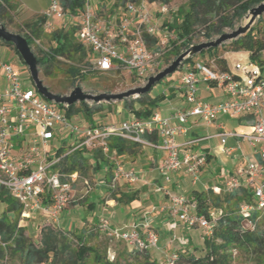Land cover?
Returning <instances> with one entry per match:
<instances>
[{
    "label": "built area",
    "instance_id": "1",
    "mask_svg": "<svg viewBox=\"0 0 264 264\" xmlns=\"http://www.w3.org/2000/svg\"><path fill=\"white\" fill-rule=\"evenodd\" d=\"M154 11L159 18L154 16ZM165 14L167 7L159 0H140L138 3L126 2L116 15L100 19L95 10L90 9L89 0H85L83 11L75 17L78 25L76 37L90 50L93 70H127L143 83L149 73L156 70L155 61L171 50V43L176 40L160 20ZM42 15L46 20L43 25L46 31L52 29L53 21L67 18L60 0H50ZM146 39L154 43L148 44ZM149 45L153 46V51ZM261 57L264 59V52ZM194 67L179 78L185 109H174L167 118L153 113L147 119L97 126L81 125L74 118L68 119L65 115L68 106L58 107L45 101L33 86H24L18 70L3 63L5 87L0 91V187L22 207V216L40 213L48 221L57 223L60 213L70 203L78 202L96 186L78 172L62 174L55 168L75 149L100 150L112 162V177L106 184L109 191L121 182L134 184L139 181L136 172L125 169L116 154L110 152L112 138L163 152L165 157L158 171L164 180L168 182L170 174L183 172L195 184L200 170L206 165V155L181 152L176 136L186 133L190 117L210 126L226 116L245 121L247 131H223L217 135L221 144L224 145L228 138L244 141L259 163H248L229 176L225 188L230 191L242 186L251 187L253 204L240 206V213L244 217L254 210L264 214V63L257 65L247 57L244 61H234L226 71L219 70L213 63L208 66L197 63ZM200 83L222 89L224 101L217 104L202 101L198 97ZM150 134H156L157 140L144 139V135ZM68 136L74 138L71 149L58 155V148L51 143ZM231 152L229 148L224 150L228 156ZM195 207V203L184 196H172L167 209L186 228L197 226L209 237L213 225L203 216H197ZM154 210L163 212L164 208L153 207L151 211ZM147 218L146 214L139 224L119 229L112 227L107 218L100 217L98 230L108 239L122 242L130 249L152 251L157 249L159 238Z\"/></svg>",
    "mask_w": 264,
    "mask_h": 264
},
{
    "label": "trees",
    "instance_id": "2",
    "mask_svg": "<svg viewBox=\"0 0 264 264\" xmlns=\"http://www.w3.org/2000/svg\"><path fill=\"white\" fill-rule=\"evenodd\" d=\"M139 1L115 0L114 6L116 10L122 11L126 2L138 3ZM148 1L154 2L157 0ZM159 1L163 4L167 3V0ZM60 2L67 15L66 19L69 18L72 24L66 26L67 23H64L50 33L53 46L47 52L40 57L32 53L36 58L38 69L42 70L46 75H49V69L60 63L61 60L66 61L68 64L66 72L70 75L74 84L76 77L84 79L87 73L76 64L89 59L90 55V50H86L76 37L78 25L75 17L79 16L83 11L85 0H60ZM261 2H264V0H188L185 5L177 9V14L172 20L163 23V27L172 32L176 39L171 43L169 56L176 58L182 50L189 48L192 45V35L196 31H199L208 42L214 36L221 35L225 28H232L235 21L240 20L249 9ZM13 10L14 7L10 5L9 0H0V24L4 27H6L4 21L7 13ZM45 21V17L42 15L23 25L22 32L24 34L22 36L26 39L30 49L33 41L39 38ZM146 42L148 44L154 43L151 39H146ZM227 45L229 52L247 53L250 62L263 65L264 59H262L261 55L264 52V38L257 36L254 29L230 41ZM0 46L12 50L18 57L17 52L10 43L0 40ZM217 49L218 47L205 50L198 56L203 57L206 55L212 58ZM215 61L219 70L226 71L228 69L225 59L217 58ZM19 62L24 66L20 59ZM190 63L191 59L184 64L189 65ZM197 63L205 66L209 65L203 61H198L195 64ZM195 64H192L189 70H194ZM89 70L106 74L115 73L123 69L114 72H100L93 70L92 66H90ZM163 100V95L150 97L149 93L130 100V102L137 103L140 106L139 110H133L127 103V99L122 100V102L125 103L126 108L133 113L136 119H147L153 114V110L158 103ZM98 105L93 103L90 106L86 102H81L78 106L73 104L67 107L65 115L68 119H73L76 115L82 114L90 125H94L91 122V118L95 113L101 111ZM58 107L62 106L58 105ZM143 137L148 141H156L158 138L156 134L144 135ZM139 148V145L125 143L116 138H112L109 141L110 152L115 151L118 155H135L139 152ZM84 152L89 151L75 149L69 155L64 156L55 168L62 174L81 173L80 170L84 169V165L87 162V159L83 157ZM61 153H63L62 149H58L57 154ZM89 153L92 155L91 159L94 161L98 172H101L102 163L107 165L105 179L106 182H109L112 177V162L100 150H94ZM128 191H121L118 185L109 192V197L117 204L127 205L137 200L138 195L137 191L131 193ZM0 198L2 202L8 203L6 212L0 218V264L6 259L7 255L19 258L21 264H86L88 263V257L91 258L94 264H121V257L117 256L113 261H109L105 254L97 248L86 246L84 238L88 233L84 229L74 234V240H72L66 232H54L48 228L42 230L40 240L38 243H34L30 236L26 235L25 228L18 226L22 207L1 187ZM193 199L196 206V215L203 216L208 222L212 223V233L209 237L204 236L203 238V255L194 256L183 248L185 246H180L181 249L173 254L174 258L171 259V264H232L233 252L253 255L257 260H260L261 264H264V230H261L256 223L260 212L257 210L251 211L247 217L240 213V206L253 204L251 187L242 186L219 195L214 194L212 191H194ZM82 201L80 202L82 203ZM212 210L220 212L216 219L211 216ZM6 213L14 214L11 221L6 219ZM244 222H248L250 227L245 228ZM96 230L99 232L98 223ZM108 241L113 240L108 239ZM125 247L128 255L133 257L132 260L134 262H137L142 256V264H156L155 260L150 258V251L141 252L130 249L126 245Z\"/></svg>",
    "mask_w": 264,
    "mask_h": 264
},
{
    "label": "rangeland",
    "instance_id": "3",
    "mask_svg": "<svg viewBox=\"0 0 264 264\" xmlns=\"http://www.w3.org/2000/svg\"><path fill=\"white\" fill-rule=\"evenodd\" d=\"M50 0H9V3L11 6L14 7V10L12 12L7 13V17L5 18V24H6V30L9 32L23 35V25L26 23H30L35 18L42 16L43 12L46 11ZM188 0H167L166 4H163L161 1V5H165L167 7V14L162 16L160 18L161 22H166L169 19L172 20L177 14V9L180 6H183L186 4ZM115 0H89L90 9L95 10V14L97 18L104 19L107 18L106 16H113L116 15V8L114 6ZM25 3V7L23 6ZM121 12H119L120 14ZM154 16H157L159 18L158 14H155ZM10 18V20H9ZM260 19V21H259ZM66 19L62 20V22L59 23H53V27L50 31H46L42 28V32L38 39L34 40L31 46V50L33 53H35L37 56H41L45 52H47L52 46L53 43L50 39V33L55 29L61 27L64 23H67L66 26H70L72 23L70 19L68 18V21H65ZM70 21V22H69ZM243 19H240L238 21H235L233 23L232 28H225L223 30V33H230L233 30H235L238 26L243 24ZM70 24V25H69ZM68 28V27H67ZM251 29H254L256 31L257 36H262L264 38V14L260 16V18L256 19L254 24L252 25ZM250 29V30H251ZM218 36H214L210 41L215 40ZM206 41L202 34L199 31H196L192 35L191 44L196 45L200 44ZM229 42H226L222 45H220L217 49V52L214 54V56L207 57L206 55L203 57H199L198 55L191 58V63L188 65H182L178 71H176L173 75L165 78L161 82L154 85L150 92V97H156L159 95H162L163 93H167V88L170 85L177 86L178 85V79L180 78L181 74L185 72L187 69H190L192 67V64H195L198 61H203L210 64L216 65L215 59H225L226 63L229 67L233 65L234 60H241L244 61L246 58V55L244 52H238V53H231L228 51V44ZM2 47V46H0ZM149 47L153 51V46L149 45ZM10 52H7L6 54L1 53L0 50V64L1 63H8L13 68L18 70L20 78L22 79V82L25 87L30 88L33 86L30 76L28 74V71L26 67H24L22 64L21 67L17 66V63L12 58V55L14 56L15 60L18 59L16 55H14L13 51L8 49ZM87 50V48H86ZM170 51V50H169ZM169 51L166 52L164 55L160 56L156 61V70L153 73H149L148 77L154 76L159 71L163 70L167 66L170 65V63L175 59L172 56H169ZM184 50H182L183 52ZM90 52V51H89ZM181 52V53H182ZM93 59V56L89 55V59L83 60L80 64H76L77 66H80L83 71L87 72L85 74V78L82 79L80 77L75 78L74 84L72 83V78L69 74H67V62L64 60H61L60 63H57L53 68L49 69V75H46L42 70H39V78L42 81L43 85L50 90L51 93L55 95L60 96H66L69 95V93L75 88L79 87L84 93L91 94V95H97L101 93H121L125 92L127 90L133 89V88H139L143 87L146 84V81L143 83L136 80L127 70H121L115 73H99V72H93L92 70H89L91 65V61ZM2 77V73L0 74V78ZM216 90V89H213ZM223 92V91H222ZM136 97H129L127 98V103L132 107L133 110H139L140 106L137 103L130 102V100H134ZM90 106L93 104L92 102H87ZM79 103H76L78 106ZM101 111L98 113H95L93 117L91 118V122L94 125L97 126H106L110 124H118L125 119L129 118L133 113L126 108L125 103L122 101H115V102H101L99 103ZM129 115V116H128ZM128 116V117H127ZM77 123L81 125H85L87 120L84 118L82 114H78L73 119ZM232 123H236L235 121H232ZM206 142L204 144H209V140H205ZM66 141H61L60 138L53 141L51 143V146H54L55 148H59L61 146H65ZM243 146V144H242ZM245 146V144H244ZM64 149V148H63ZM71 147L65 148L64 150L68 151ZM200 149V148H199ZM139 151H142L140 148ZM196 151V150H195ZM198 154L200 153V150ZM237 153V152H236ZM221 161L225 160L224 154L220 155ZM215 168H218V164H213ZM91 181H93L92 177H90ZM153 194V193H151ZM110 196V193L108 195V198ZM80 203V202H79ZM76 203H70L64 210L67 209H77L78 206L74 207ZM79 205V204H78ZM164 207V213L168 215L169 211L167 209L166 205H162ZM63 210V211H64ZM148 211H145L140 214L141 220L143 221V216ZM157 210H154V212L150 211L147 213V215L151 218L158 217L159 215L156 214ZM219 211H211L212 218L216 219L219 215ZM153 214H156L155 217L152 216ZM256 223L260 227L261 230H264V214L259 213ZM62 215V214H61ZM60 218L57 223H52L51 221H48L43 215L39 213H35L31 215L28 219L23 218V223L26 232L28 236H30L31 240L34 243H38L40 240L41 232L45 229H51L54 232H66L69 234L70 239L74 240V234L80 232L81 230H85L87 236L84 238L86 246L97 248L100 252L104 253L106 258L109 261H113L115 257H121V264H142V259H138L137 262H134L132 260L133 257L128 255L127 248L124 244L120 242H114V241H108L107 237H105L103 234L98 232L96 229V226L92 225L89 222H84L82 226L79 225L80 229H77L76 232H68L69 228H65L64 223ZM133 225H137L134 223L125 226V227H131ZM150 225V224H149ZM245 228L250 227L248 222L243 223ZM151 229L155 231L158 235L159 242L157 249L152 250L149 252L150 258L155 260L156 264H168V262L172 259L173 254L176 253L179 249H181L182 243H184L182 239H188V245H186L185 250H188L193 254L194 256H201L204 253L203 250V238H204V231L195 226L192 228H186L183 226V224L179 223L176 225L175 229H168L166 225H158V224H151ZM120 229V228H119ZM68 230V231H67ZM79 230V231H78ZM90 233V234H89ZM1 264H21V261L19 258L15 256L7 255L6 259ZM86 264H94L90 257H88V263ZM232 264H261L260 260H257L253 255H249L246 253H236L233 252V262Z\"/></svg>",
    "mask_w": 264,
    "mask_h": 264
},
{
    "label": "crops",
    "instance_id": "4",
    "mask_svg": "<svg viewBox=\"0 0 264 264\" xmlns=\"http://www.w3.org/2000/svg\"><path fill=\"white\" fill-rule=\"evenodd\" d=\"M23 4L25 7V3ZM65 21H67V19ZM59 22L62 21H53L55 24ZM0 50L3 54L10 52L6 47H0ZM245 55L247 58L248 54L245 53ZM12 58L17 63V66L21 67V63L17 59L15 60L13 55ZM2 64L3 63L0 64V74L2 73V77L0 78V91L5 87V80L1 68ZM177 83V86L170 85L166 90L167 93L162 94L164 100L158 103L153 113H158L162 117L167 118L174 109L183 110L187 107L180 91L179 79ZM222 91L223 90L220 88L207 87L203 83L198 85V97L209 104H217L224 101L225 93ZM130 119L136 118L132 114L125 120ZM232 121L236 123H232ZM89 124L90 123H86L85 125ZM244 124L245 121L243 120L230 119L226 116H222L212 125L205 126L196 118H188L186 133L177 135L175 140L178 145H181V152L198 154L199 151L197 152V150H200V153L206 155V165L200 170L198 181L195 184H193L192 179L183 172L170 174V179L166 182L163 175L158 171V167L165 157V154L161 151L142 147H140L142 151H139L135 155H118L115 151H112V153L116 154L125 169H133L139 177V181L134 184H128L126 182L119 183L121 191L126 192L129 190L128 192L130 193L135 191L138 192L137 200L127 205L117 204L114 200L108 198L110 191L106 186L107 182L105 179L107 165L102 163L101 172H98L95 168L94 161L91 159V153L84 152L83 157L87 159V162L84 165V169L80 170L81 173H78L92 184H96V186L90 193L85 195L78 202H75L76 204L73 206H78L77 209H67L60 213V215L62 214L61 219L65 228H69V231L67 230L68 232H76L77 229H80L79 225L82 226L84 222H89L97 228L98 218L105 217L109 220L112 227L126 229L128 227L125 226L134 222L135 224L142 222L141 213L145 211L150 212L153 207L164 208L162 205L168 207L172 196H184L188 201L194 202V191H212L216 195L227 192L225 182L229 176L235 175L239 169L244 168L248 163H259L258 157L253 155L251 148L246 142L235 138H228L226 143L222 145L220 139L217 137V135L223 131L245 132L247 131V126ZM206 139L209 140V144H204ZM60 140L62 142L66 141L67 145L58 148L62 149L63 153H65L67 150L65 151L64 149L70 147L74 138L68 136ZM184 144L188 145L184 146ZM226 148L232 150L230 156L224 153ZM221 154L225 156L224 161H221ZM215 163L218 164V168L213 166ZM90 177H92L93 181H91ZM243 185L246 184L243 183ZM80 201H82V203ZM7 206L8 203L2 202L0 198V218L3 217L6 212ZM156 214L159 216L155 217ZM156 214L152 215L155 218L148 216L147 219L150 225H166L168 229L171 230L175 229L176 225L181 223L178 221L177 217H173L169 213L167 215L164 211L157 210ZM5 216L8 221H11L14 214L6 213ZM30 216H22L21 213L18 226L25 228L24 224H22L23 218L28 219ZM25 233L28 236L26 231ZM181 240L184 241L181 246L188 245L189 240L187 238H181Z\"/></svg>",
    "mask_w": 264,
    "mask_h": 264
},
{
    "label": "water",
    "instance_id": "5",
    "mask_svg": "<svg viewBox=\"0 0 264 264\" xmlns=\"http://www.w3.org/2000/svg\"><path fill=\"white\" fill-rule=\"evenodd\" d=\"M264 14V2L259 3L257 6L249 9L246 14L241 18L243 24L238 26L230 33H222L215 40L209 42H203L196 45H191L189 48L180 53L169 66L159 71L154 76H150L146 80V84L143 87L133 88L125 92L113 94V93H101L97 95H91L84 93L79 87H75L69 95L60 96L51 93L42 83L39 78V71L37 61L32 53L26 39L19 35L6 30V28L0 24V40L10 43L18 54L19 59L26 67L30 76L33 87L36 92L47 102L55 105L71 106L81 102H92L99 104L101 102L109 103L115 101H122L129 97H139L150 92L151 88L157 83L161 82L165 78L173 75L184 63L192 57L199 55L201 52L219 47L220 45L237 39L240 36L245 35L254 24L255 20L260 18Z\"/></svg>",
    "mask_w": 264,
    "mask_h": 264
}]
</instances>
